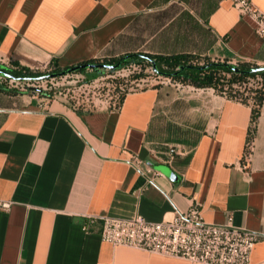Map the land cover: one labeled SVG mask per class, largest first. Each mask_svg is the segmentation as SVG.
<instances>
[{
    "label": "crops",
    "instance_id": "crops-1",
    "mask_svg": "<svg viewBox=\"0 0 264 264\" xmlns=\"http://www.w3.org/2000/svg\"><path fill=\"white\" fill-rule=\"evenodd\" d=\"M254 29L229 0H0V57L31 70L131 54L264 67ZM251 108L161 82L81 113L0 91V264H192L99 232L103 217L159 223L194 205L262 235L249 264H264V97L248 150Z\"/></svg>",
    "mask_w": 264,
    "mask_h": 264
},
{
    "label": "built area",
    "instance_id": "built-area-1",
    "mask_svg": "<svg viewBox=\"0 0 264 264\" xmlns=\"http://www.w3.org/2000/svg\"><path fill=\"white\" fill-rule=\"evenodd\" d=\"M229 1L240 15L254 22L256 35L264 40V13L258 10L251 0ZM9 63L0 57V66H8ZM252 78L264 80L259 75ZM6 80L24 82L13 78ZM173 84L179 85L174 81ZM232 99L240 101L239 98ZM247 103L253 106L251 98L247 99ZM246 148L250 150L252 143L246 144ZM176 154L175 149H169L168 161H172ZM10 206V202L0 201L1 210L7 211ZM99 234L102 242L114 247L144 251L192 264H249L254 245L262 236L245 228L235 227L232 215H228L222 225L207 223L199 207L195 205L187 211L176 210L171 218L159 223L148 222L140 215L128 220L103 217Z\"/></svg>",
    "mask_w": 264,
    "mask_h": 264
},
{
    "label": "rangeland",
    "instance_id": "rangeland-1",
    "mask_svg": "<svg viewBox=\"0 0 264 264\" xmlns=\"http://www.w3.org/2000/svg\"><path fill=\"white\" fill-rule=\"evenodd\" d=\"M207 59L213 61L211 58ZM195 62L202 64L204 58H198ZM45 75L56 76L49 80L39 79ZM169 81L167 78L157 76L150 64L137 62H131L115 70L86 69L84 72L62 75L45 72L35 80L24 82L7 81L4 77H0V82L6 88H16L19 93L30 94L44 102L60 101L70 107L83 108L87 111L118 109L121 96L152 87L157 82L173 84V81ZM233 87L242 93L243 97L250 99L255 91L264 87V80L248 78L240 84H234Z\"/></svg>",
    "mask_w": 264,
    "mask_h": 264
},
{
    "label": "trees",
    "instance_id": "trees-1",
    "mask_svg": "<svg viewBox=\"0 0 264 264\" xmlns=\"http://www.w3.org/2000/svg\"><path fill=\"white\" fill-rule=\"evenodd\" d=\"M199 57L183 54V55H171V56H151L148 54H131L122 56L119 58L110 59H92L76 66H82L85 64H104V65H116V69L123 68L125 65L131 62L137 63H148L151 65L152 70L157 76L168 77L174 82H178L181 85H189L197 89H213L219 94H225L228 98H239L240 102L247 103V98L243 97L233 86L234 84H240L247 78L255 77L250 71L255 68L246 64H238L237 70H234V66L224 61H210L204 58L202 64H197L195 61ZM76 66L61 68L55 60H52L48 67L41 70H31L15 63H9L8 66L1 65L0 70L4 71L6 75H1L5 79L13 78L16 80H35L41 73H52V74H64L68 73L71 69ZM86 68H80L74 72H84ZM264 78V72L258 73ZM0 91L5 93L17 94L19 93L15 89H8L2 83H0ZM264 97V87L255 91L251 108V124L248 131L247 142L250 144L252 136L255 131L256 119L259 115L261 103ZM124 96L120 97V103ZM119 103V105H120ZM74 108L78 113H81L85 109Z\"/></svg>",
    "mask_w": 264,
    "mask_h": 264
},
{
    "label": "water",
    "instance_id": "water-1",
    "mask_svg": "<svg viewBox=\"0 0 264 264\" xmlns=\"http://www.w3.org/2000/svg\"><path fill=\"white\" fill-rule=\"evenodd\" d=\"M116 67H117L116 65H112L111 66V65H104V64H85V65H82L80 67L79 66L74 67L68 73H72V72H74V71H76V70H78L80 68L97 69V70L101 69V68H105V69H108V70H115ZM234 70L236 71L237 68L234 67ZM261 72H264V67H255V68H253L250 71V73L253 74V75H256V74L261 73ZM0 74L3 75V76L6 75V73L4 71H2V70H0ZM54 76H56V75H45V76L40 77L39 79L40 80H48L50 78H53Z\"/></svg>",
    "mask_w": 264,
    "mask_h": 264
}]
</instances>
